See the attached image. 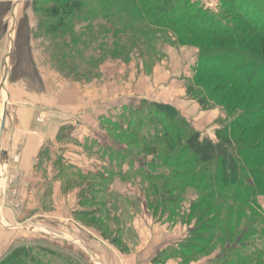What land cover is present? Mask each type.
Masks as SVG:
<instances>
[{
	"label": "rangeland",
	"instance_id": "374dc122",
	"mask_svg": "<svg viewBox=\"0 0 264 264\" xmlns=\"http://www.w3.org/2000/svg\"><path fill=\"white\" fill-rule=\"evenodd\" d=\"M187 1L212 16L222 17L227 12L223 4L225 0ZM256 1L261 6L251 5L252 15L264 22V0ZM84 2L98 4L106 0ZM119 2V8L110 13L117 20L121 17L120 7L125 8L129 0ZM27 6L34 25L31 38L34 56L47 84L45 105L47 108L68 106L67 111L76 113V118L68 125L80 127L78 160L86 172L75 171L61 161L68 156L64 147L75 146L69 140L62 141L61 137L62 142L57 145L60 153L56 150L54 156L59 158L57 167L61 176L70 178L63 182L64 192L56 205L52 201L54 192L51 189L37 198L42 202L38 209L44 212L46 219L27 222L26 236L22 237L24 242L0 264H122L128 257L124 251L130 253L139 249L144 251L140 262L152 264L153 253L168 245L177 247L191 229L197 228L198 220L190 218V215L192 201L200 199L195 190L180 187L178 199L185 196L180 199V206L175 208L177 216L168 219L167 214H162L167 197H161L160 192H170L169 183L165 187L162 180L152 183L144 178L146 175H133V172L155 161V167L144 166L147 175L165 174L173 179L169 180L170 184L178 187V181L172 176L188 171V168L180 166L189 162L191 157L183 154L182 143L178 142L177 151L169 153L162 144L141 141V136L150 135L153 140L154 134L163 137L170 132V136H180L182 141L186 139V126L160 106L174 110L187 126L215 143L219 142L217 131L230 125L234 118L229 119L218 107L204 109L189 94V86L197 76L198 48L180 46L173 39L171 43H156L157 58L136 55L128 58L122 52L117 54L118 57H110L112 51L127 50V47L113 39V31H108L112 27L107 20H91L74 29L78 38L84 37L79 46H75L73 42L77 38L56 40L45 30L46 26L56 22L51 14L53 4L49 0H29ZM105 14L109 13L105 11ZM19 15L23 18L22 14ZM43 23L46 26L39 27ZM13 27H10L9 34ZM83 44L87 46L82 47ZM9 57L8 64L11 65L12 55ZM240 60L250 59L244 56ZM156 116L162 119L159 126L154 124ZM39 119L45 122L47 117L40 116ZM151 125L153 128L149 127ZM145 146L149 148L146 152ZM98 175H103L107 181H101ZM91 181L96 184L91 185ZM147 190L152 192L148 196L144 193ZM181 192L187 194L181 195ZM151 201L156 203L149 204ZM258 203L264 212L263 196L258 198ZM236 204L234 209L245 212L244 207L242 209L240 204ZM57 205L58 211L54 214ZM154 210L157 213H153ZM234 212V216L228 221L225 219L224 224H230L237 215L242 216L244 226L251 221L246 212ZM220 217L221 221L225 218L223 212ZM130 224L132 227H128ZM120 228L123 230L119 231ZM119 239L122 242L116 241ZM206 251L188 264H209L219 254L224 257L226 254L224 247H209ZM174 259L175 264L185 263L179 258Z\"/></svg>",
	"mask_w": 264,
	"mask_h": 264
},
{
	"label": "trees",
	"instance_id": "16d2710c",
	"mask_svg": "<svg viewBox=\"0 0 264 264\" xmlns=\"http://www.w3.org/2000/svg\"><path fill=\"white\" fill-rule=\"evenodd\" d=\"M119 1L86 4L84 0H49L53 4L51 14L56 22L49 26L43 23L39 27L45 25L47 33L56 40L77 38L73 44L79 46L84 37L78 38L74 29L91 20H107L112 27L108 31H113V39L127 47V50L110 51V57H118L122 52L128 58L131 55L157 58L156 43H171L173 39L180 46L198 48L197 76L189 86V94L204 109L218 107L229 119L234 118L230 125L217 131L219 142L215 143L187 126L174 110L159 105L186 126V139L182 141L180 136H170V132L163 137L154 134L153 140L150 135H140L141 141L162 144L169 153L177 151L178 142L182 143L183 154L191 157L189 162L180 166L189 170L182 176H172L178 181V187H173L169 182L173 179L165 174L147 175L144 166L155 167V161L133 172V175H146L144 178L152 183L162 180L165 187L169 183L171 191L160 192L161 197H167L162 214H167L168 219L177 216L175 208L185 196L178 199L180 187L195 190L200 199L192 201L190 215L198 220L197 228L191 229L184 242L169 250L158 263L179 258L188 264L207 253L209 247H224L225 257L219 254L212 264H264V212L258 203V198L264 197V22L256 20L251 10V5H261L256 0H225L223 4L227 12L216 17L196 9L187 0H129L125 8L120 7L121 17L117 20L110 13L119 8ZM244 56L250 60L241 61L240 57ZM154 120L155 125L162 122L158 116ZM149 127L153 128L152 125ZM148 149L145 146L144 151ZM98 177L107 181L103 175ZM144 193L148 196L152 192L147 190ZM185 193L181 192V195ZM236 203L245 208L242 209L251 219L247 226L242 225L241 215L232 219L230 224L223 223L234 216V211L246 214L234 209ZM214 211L216 214L212 215ZM222 212L225 218L221 221ZM116 241L122 242L120 239Z\"/></svg>",
	"mask_w": 264,
	"mask_h": 264
},
{
	"label": "crops",
	"instance_id": "0c3cea01",
	"mask_svg": "<svg viewBox=\"0 0 264 264\" xmlns=\"http://www.w3.org/2000/svg\"><path fill=\"white\" fill-rule=\"evenodd\" d=\"M28 1L0 0V262L22 245L27 222L46 219L38 209L42 202L37 198L51 189L56 205L64 192L63 182L70 178L62 177L58 171L59 158L54 153L56 150L60 153L57 147L60 142L69 140L75 144L64 147L69 158L64 156L62 160L60 156L61 161L75 171H83L77 147L80 127L68 125L76 113L67 111L68 106L47 108L45 105L48 90L33 52L34 25L28 13ZM11 26H14L13 32L9 34ZM10 55L11 65L8 64ZM40 116H46V121L40 122ZM14 192L18 193V199ZM54 208L56 214L58 205ZM32 211H35L33 215ZM173 248L168 245L153 253L152 264H162L159 260ZM139 250L125 252L128 257L121 263L148 264L140 262L144 251ZM174 261L172 258L164 264H175Z\"/></svg>",
	"mask_w": 264,
	"mask_h": 264
},
{
	"label": "built area",
	"instance_id": "2783aa9c",
	"mask_svg": "<svg viewBox=\"0 0 264 264\" xmlns=\"http://www.w3.org/2000/svg\"><path fill=\"white\" fill-rule=\"evenodd\" d=\"M14 197H15V199H18V197H19V195H18V193L17 192H14ZM14 205H17V202L16 203H14Z\"/></svg>",
	"mask_w": 264,
	"mask_h": 264
}]
</instances>
